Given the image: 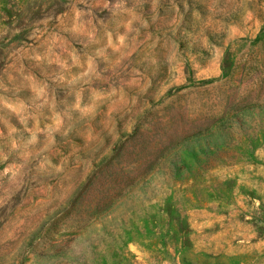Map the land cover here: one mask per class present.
<instances>
[{"label": "rangeland", "instance_id": "rangeland-1", "mask_svg": "<svg viewBox=\"0 0 264 264\" xmlns=\"http://www.w3.org/2000/svg\"><path fill=\"white\" fill-rule=\"evenodd\" d=\"M0 264H264V0H0Z\"/></svg>", "mask_w": 264, "mask_h": 264}]
</instances>
